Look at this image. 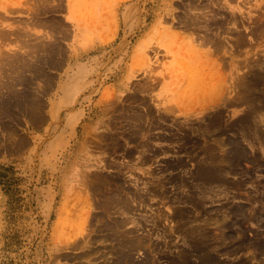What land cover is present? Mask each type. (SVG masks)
<instances>
[{"label":"rangeland","instance_id":"374dc122","mask_svg":"<svg viewBox=\"0 0 264 264\" xmlns=\"http://www.w3.org/2000/svg\"><path fill=\"white\" fill-rule=\"evenodd\" d=\"M115 249L264 264V0H0V264Z\"/></svg>","mask_w":264,"mask_h":264},{"label":"bare ground","instance_id":"6f19581e","mask_svg":"<svg viewBox=\"0 0 264 264\" xmlns=\"http://www.w3.org/2000/svg\"><path fill=\"white\" fill-rule=\"evenodd\" d=\"M219 12H221V11H219ZM199 16L201 17V15H199ZM194 17H195V16H194ZM192 18H193V17H192ZM197 18H199V17H197ZM194 19H195V18H194ZM188 20H189V19H188ZM197 20H199V19H197ZM203 20H204V19H203ZM235 20H236V19H235ZM191 22H192V21H191ZM191 22H190V24L193 23V22H192V23H191ZM203 22H204V21H203ZM203 22H202V23H203ZM194 23H195V22H194ZM204 23H205V22H204ZM220 24H221V21H220ZM208 25H209V23H208ZM189 26H190V25H189ZM196 27H197V26H196ZM217 28H218V27H217ZM202 29H203V28H202ZM212 31H213V30H212ZM210 33H211V32H210ZM212 35H213V34H212ZM205 36H207V35H205ZM208 36H209V35H208ZM184 37H185V36H184ZM211 38H212V36H211L209 39H211ZM203 39H204V38H203ZM207 39H208V37H207ZM209 39H208V40H209ZM205 40H206V39H205ZM197 41H198V40H197ZM210 41H211V40H210ZM205 42H206V41H205ZM204 45H205V43H204ZM214 48H215V47H214ZM205 67H206V65H205ZM214 74H215V73H214ZM196 77H197V76H196ZM211 79H212V78H211ZM211 81H212V80H211ZM194 82H195V81H194ZM196 83L198 84V82H196ZM209 83H210V82H209ZM210 84H211V83H210ZM214 84H215V83H214ZM194 85H195V84H194ZM199 85H200V84H199ZM202 87H203V86H202ZM194 88H195V87H194ZM198 88H201V87H197V89H198ZM213 89H214V88H213ZM201 90H202V88H201ZM208 90H209V89H208ZM208 90H207V91H208ZM188 92H189V91H188ZM200 92H201V91H200ZM183 93H184V92H183ZM204 95H205V94H204ZM199 98H200V97H199ZM147 106H148V105H147ZM133 118H134V115H133ZM133 118H132V119H133ZM134 120H135V119H134ZM129 124H130V123H129ZM131 124H132V123H131ZM137 125H138V124H137ZM139 127H140V126H139ZM140 129H141V128H140ZM141 130H142V129H141ZM116 191H117V190H116ZM106 194H107V193H106ZM112 195H113V194H112ZM116 195H117V194H116ZM112 198H113V197H112ZM112 198H111V199H112ZM111 199H110V200H111ZM107 200H108V199H107ZM118 201H119L120 204H121V201H122V200H118V199H117L116 204L119 203ZM105 202H106V201H105ZM109 202H110V201H109ZM112 202H113V201H112ZM106 203H107V202H106ZM110 204H112V203H110ZM122 204H123V203H122ZM108 205H109V204H108ZM106 206H107V205H106ZM110 206H111V205H109V207H110ZM118 206H119V204H118ZM121 206H122V205H121ZM123 206H126V205L123 204ZM123 206H122V207H123ZM122 207H121V208H122ZM110 208H111V207H110ZM113 208H114V207H113ZM108 209H109V208H108ZM127 209H128V208H127ZM127 209H126V210H127ZM130 209H131V208H130ZM130 209H129V210H130ZM105 213H106V211H105ZM106 221H107V220H106ZM106 221H105V222H106ZM109 225H110V224H109ZM114 225L116 226V227H115L116 229H114V228H113V229H114V231H115V230L117 231V229H118V227H119V224H118V223H117V224L114 223ZM114 225H113V227H114ZM110 226H111V225H110ZM111 229H112V228H111ZM133 229H134V228H133ZM128 230H129V231H130V230L132 231V229H127L126 231H125V230H124V231L127 233V232H129ZM134 230H135V229H134ZM124 231H123V232H124ZM117 232H119V231H117ZM117 232H116V233H117ZM114 233H115V232H114ZM116 233H115V234L110 233L109 235H110L111 237L115 238L117 241L119 240L120 242H121V239H122L123 236H127V237H129V239H128L127 237H125V238H127V240L125 241L127 246H128V242H130L132 245H134V244L137 243V242H136V241H137V240H136L137 237H135V234H132V235H130V236L125 235V234H122V236H121V238H120V234L118 233L119 235H117V237H116ZM112 234H113V235H112ZM128 234H129V233H128ZM114 235H115V236H114ZM96 236H97V235H96ZM98 236H99V235H98ZM98 236H97V237H98ZM104 236H105V235H104ZM124 240H125V239H124ZM123 242H124V241H123ZM121 244L125 245V243H121ZM121 244H119V245H121ZM119 245H118V246H119ZM126 245L124 246L123 251L126 250V249H125V248H127ZM115 246L118 248L117 245H115ZM115 246H114L113 248H115ZM121 246H122V245H121ZM121 246L118 248L119 250L122 248ZM134 246H135V245H134ZM130 248H131V247H130ZM130 248H129V249H130ZM132 248H133V247H132ZM111 250H112V249H111ZM115 250H117V249H115ZM117 251H118V250H117ZM117 251H116V253H117ZM120 251H121V250H120ZM123 251H122V252H123ZM124 252H125V251H124ZM126 252H127V251H126ZM129 252H130V251H129ZM129 252L125 253V256H124V253H120V252L118 251V253H120V255H119V257H117V258H120V260H117V259L115 258V257H116V254H115V257H113V258H115L117 261H113V262L110 261L111 264H124V263H123L124 261H125V263H126V259L124 260L123 258H124V257L129 258V257H130V256H129ZM89 256H90V255H89ZM112 256H113V255H112ZM203 257H204V256H203ZM122 259H123L124 261H123ZM129 259H130V258H129ZM129 259H128V260H129ZM113 260H114V259H113ZM128 260H127V261H128ZM181 261H182V260H181ZM208 261H209V260H208ZM208 261H207V262H208ZM110 262H109V263H110ZM129 262H130V261H129ZM209 262H210V261H209ZM132 263H133V262H132ZM132 263H131V264H132ZM174 264H175V263H174ZM212 264H213V262H212ZM215 264H216V263H215Z\"/></svg>","mask_w":264,"mask_h":264}]
</instances>
